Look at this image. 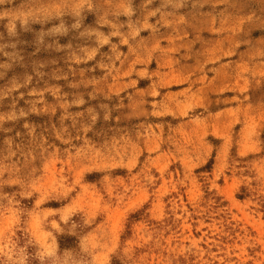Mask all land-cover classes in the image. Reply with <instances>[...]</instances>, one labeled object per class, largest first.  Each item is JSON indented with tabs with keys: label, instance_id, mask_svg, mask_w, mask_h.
Masks as SVG:
<instances>
[{
	"label": "rangeland",
	"instance_id": "1",
	"mask_svg": "<svg viewBox=\"0 0 264 264\" xmlns=\"http://www.w3.org/2000/svg\"><path fill=\"white\" fill-rule=\"evenodd\" d=\"M0 264H264V0H0Z\"/></svg>",
	"mask_w": 264,
	"mask_h": 264
}]
</instances>
